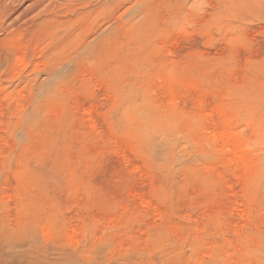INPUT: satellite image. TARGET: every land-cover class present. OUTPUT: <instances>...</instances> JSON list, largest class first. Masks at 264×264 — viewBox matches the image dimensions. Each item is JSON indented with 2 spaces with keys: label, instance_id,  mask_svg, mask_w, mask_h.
<instances>
[{
  "label": "rangeland",
  "instance_id": "obj_1",
  "mask_svg": "<svg viewBox=\"0 0 264 264\" xmlns=\"http://www.w3.org/2000/svg\"><path fill=\"white\" fill-rule=\"evenodd\" d=\"M28 4L0 1V262L264 264V0H44L12 23Z\"/></svg>",
  "mask_w": 264,
  "mask_h": 264
},
{
  "label": "bare ground",
  "instance_id": "obj_2",
  "mask_svg": "<svg viewBox=\"0 0 264 264\" xmlns=\"http://www.w3.org/2000/svg\"><path fill=\"white\" fill-rule=\"evenodd\" d=\"M1 1V0H0ZM22 1H26L28 2V6L23 9L22 11H19L17 12L15 15H14V18H13V22L15 21H19L20 22L22 20H24L22 22V24L24 22H28V23H31L29 21H27L29 19V17H33L34 14H36V10L37 8L39 7V5H42L41 2L43 3L44 0H22ZM227 3H231V4H237V5H247V4H250V3H254V2H257V0H226ZM21 3V2H20ZM17 5V4H16ZM106 5V4H105ZM4 7V6H2ZM0 7V8H2ZM6 7V6H5ZM40 8V7H39ZM38 8V9H39ZM7 9V7H6ZM1 10V9H0ZM6 11V10H5ZM15 10H11V11H6V16H11L12 13H14ZM37 15V14H36ZM41 15V14H40ZM42 16V15H41ZM36 17V16H35ZM38 17H39V14H38ZM33 19V18H32ZM35 19V18H34ZM40 22V21H39ZM10 23V24H12ZM18 23V22H17ZM27 23V24H28ZM33 24V23H32ZM36 24V23H35ZM38 24V22H37ZM36 24V25H37ZM35 25V27H37ZM24 26V25H23ZM29 26V25H28ZM10 27V26H8ZM25 27V26H24ZM30 27V26H29ZM7 28V27H6ZM34 29V28H33ZM34 32V31H33ZM4 236V235H3ZM18 239V238H17ZM16 239V240H17ZM9 240V239H7ZM22 240V239H21ZM20 241V240H19ZM17 241V242H19ZM6 242V241H5ZM16 242V241H15ZM21 242V241H20ZM26 242V241H25ZM23 243V242H22ZM30 243V242H29ZM8 244V243H7ZM14 244V243H13ZM21 244V243H19ZM56 245V244H55ZM50 246V245H47V244H43V245H40V246H34V244L32 245V248H31V251L30 253H25L27 255V257H24L22 260H21V263L20 264H97L95 261L93 260H89V261H84V260H81L79 258V256H76L75 254H69L67 252H65L63 249H60V248H56L57 246ZM31 247V246H30ZM2 248V247H1ZM24 248V246H23ZM22 251V250H21ZM24 251V250H23ZM20 261V259H19ZM97 261V260H96ZM106 261V260H105ZM18 262V261H17ZM112 263V262H111ZM0 264H4L3 262H0ZM6 264V263H5ZM10 264V263H8ZM106 264V262H105ZM109 264V262H108ZM113 264V263H112ZM123 264H127V263H123Z\"/></svg>",
  "mask_w": 264,
  "mask_h": 264
}]
</instances>
